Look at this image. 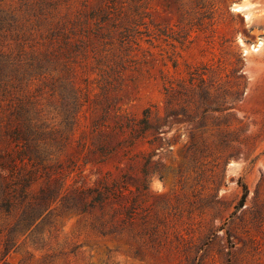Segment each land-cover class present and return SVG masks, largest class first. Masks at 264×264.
I'll return each instance as SVG.
<instances>
[{"label":"rangeland","instance_id":"1","mask_svg":"<svg viewBox=\"0 0 264 264\" xmlns=\"http://www.w3.org/2000/svg\"><path fill=\"white\" fill-rule=\"evenodd\" d=\"M189 73L233 109L166 114ZM0 155V264H264V0H0Z\"/></svg>","mask_w":264,"mask_h":264},{"label":"trees","instance_id":"2","mask_svg":"<svg viewBox=\"0 0 264 264\" xmlns=\"http://www.w3.org/2000/svg\"><path fill=\"white\" fill-rule=\"evenodd\" d=\"M180 83H168L164 87L165 96V111L166 114L177 115L179 113L185 114V108L183 104L192 102L197 97L198 105L195 106V111L203 115L207 111L219 113L232 110V106L225 107L219 105L216 101H212V106L207 107L204 104L205 99L209 97V91H217L214 84H208L203 78V74L189 73V78L186 81ZM215 88V89H214ZM237 96V94H235ZM236 99V97H234ZM179 112V113H178ZM149 110L147 109L143 114V119L139 122V135H142L147 131L149 127ZM27 161L31 162V159L25 155ZM38 158V157H37ZM5 161V162H4ZM6 158L0 155V215H9L12 211L22 207V212L16 223L6 229L5 239L3 242V257L5 258L11 252L16 253L19 251V246L16 245V237L18 234L25 233L33 225L39 215L38 203H25L27 200V191L32 183V173L22 175H14L13 171H9ZM13 163V160H11ZM147 173H144V180ZM241 197L237 209L244 207L246 198L248 196L247 187L241 185ZM87 192V191H86ZM96 194L92 203H99L103 200L102 195L96 189H90L89 192L83 193L84 195ZM36 245L34 241L31 242ZM8 264V263H4Z\"/></svg>","mask_w":264,"mask_h":264}]
</instances>
